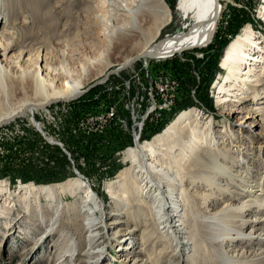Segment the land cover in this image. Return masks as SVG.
Here are the masks:
<instances>
[{
  "label": "rangeland",
  "instance_id": "374dc122",
  "mask_svg": "<svg viewBox=\"0 0 264 264\" xmlns=\"http://www.w3.org/2000/svg\"><path fill=\"white\" fill-rule=\"evenodd\" d=\"M12 1L13 8L17 5L19 20L11 19L10 26L5 28L1 37L6 43L12 44L13 42L14 50L11 54L19 55L21 52H27V56H30L29 63L33 66L37 63V56L45 55L46 65L51 70L48 79L54 81V85H57L55 77L60 74L65 79L71 78L76 81L81 87V92L87 90L92 84L98 83L76 98L67 102L58 100L47 106L46 109L16 118L8 123L9 126L5 125L6 128H4L5 126L0 127V130L3 128L5 132L12 130L16 135V141H23L16 143L14 139L6 135L9 139L6 141V149H14L16 144L20 145L19 152L7 155L5 151H1L4 147L1 143L3 134H0V184L7 192V194L0 193V264H80L84 259L77 255L82 253L84 246L80 245L75 237L71 240L73 245L67 242L69 231L66 229V224L62 223L59 227L57 223L55 227L58 226V229L51 227L50 219L56 215L54 211H51L53 208L50 206L51 203L47 202L53 201H45L33 194L29 196V199L23 201V190L29 185L60 184L68 179L78 177L88 184L89 188H93V193L97 194L100 200L108 201L105 192L106 186L116 179L118 172L128 169V163L124 162L123 158L124 152L135 146L130 141L129 132L125 137L122 135L120 140V132L118 135L114 131L117 129L116 124L120 118H122L121 121L130 120L131 111L128 107L133 102L140 104L141 110L145 111L151 109V104L154 101H160V95H156L157 89L154 87V82L145 78L143 73L142 75L138 73L139 67L140 70H147V63H142V61H151V58L138 59L117 73L105 76L124 58L135 55L147 45V41L166 20V17L160 12L139 16L141 21L139 31L129 29L126 16H117L112 13L116 4L115 0H43L42 9H34L32 6L31 8L30 0H28L29 3L25 0ZM160 2L169 10L171 23L162 28L159 36L153 39L157 44L166 42L171 35L180 29L183 30L186 27L188 29L191 24L190 19L185 20L176 10L178 0H160ZM221 7L222 12L208 47L183 50L171 55L166 61H153L151 67L153 74H162L168 70V74L174 78V81L170 83L176 92L174 107H172L171 113L153 108V117L160 118V120H154L151 116L146 121L143 135L137 138L138 143H147L163 132L179 113L195 108L199 110L201 116L197 122L210 125L211 134L206 130L205 133L210 134L208 140L212 143V149L213 142L220 141L224 146L220 148L227 158L242 161L235 167H230L227 160L219 159L218 163H224L223 165L230 169L227 171L223 169L221 177H215L214 186L203 185L201 189H197L199 190L197 192L208 193L209 197L206 200L200 196L187 197L188 204L191 210H194L193 214L198 219V223L203 219L206 211L222 210L227 202L225 199L229 191L234 190L237 185L241 187L240 189H244L247 181L254 182L255 186L263 188V194L258 191L256 197L257 201H263L262 208H264V125L263 122H260L264 120V109L261 114L251 118L247 124L238 126V123L250 114V108L257 101L254 96L258 90L255 88L257 91L249 96L245 104L238 105L233 110L226 104L225 106L216 105L217 84L221 82L223 76L219 63L227 45L246 27H251V24L255 25V27L252 25L251 28L257 37L260 35L264 37V0H221ZM113 25L120 31L111 36ZM224 39L227 42L221 53V42ZM34 56H36V60ZM200 57L203 58L198 59ZM218 58V67L213 74L211 68ZM130 69H133L134 73ZM116 74H119L118 78H116ZM103 78L105 79L103 80ZM7 84L4 91L0 89V103L6 96L9 107L5 108L2 104L1 113L32 97L27 87L23 90L18 86L17 80L10 79ZM110 88L115 89L114 95L108 90ZM50 90V88L47 90L48 93ZM151 91L155 92L153 100L149 99ZM147 102L149 105L145 108L144 103ZM261 102H264V99ZM114 103L115 105H113ZM101 104L106 106V115L100 119L102 122L97 123L96 127L90 126L91 130H84L83 135L81 129L89 127L88 120H81L79 116H76L77 112L90 110L95 106L92 111L86 112V114L97 117L103 113L98 108ZM110 106L118 109L114 118L109 111ZM259 106L264 108V103ZM30 118H34V124L40 128L28 127V131L21 132L14 128L29 123ZM55 120H60L59 124H51ZM131 123L133 124V116H131ZM131 123H129L130 127ZM250 123L251 126H247ZM137 124L138 126L140 124L138 120ZM224 125H227V131L221 133ZM11 127L13 128L11 129ZM194 129L201 131L200 127ZM59 130L61 134L58 133ZM155 131L158 132L154 134ZM56 134L62 135L61 140L65 141L63 144L66 149L61 144L55 146L57 139L49 138L50 141L47 142L40 140ZM231 134L236 139L230 146L228 144ZM31 137L33 140H29ZM166 148L164 154L170 159L179 160L183 169L182 173L189 174L195 171L197 166L190 162L196 156L194 152L188 156L186 154L176 156L177 149ZM62 149L66 155L63 154ZM183 158L186 159V162ZM230 173L232 178L228 177ZM234 173H238L240 176H233ZM46 181H52V183L46 184ZM184 187L194 189L189 181L184 183ZM247 189L250 188L247 187ZM237 191L239 194L231 201L232 206H240L239 203L242 201L253 200V197L246 198L244 196L250 193L238 189ZM12 195L15 196L12 197ZM36 198L38 202L35 200ZM56 199L58 201V198ZM73 201L74 198L69 196H64L60 200V205L65 206L66 214L57 219L70 221V215L73 213L70 205ZM252 210L256 213H253L250 219H264V215L258 214L261 212L260 209L253 208ZM234 215L235 219L232 215H225L222 220L226 231L221 234L225 239L221 248L217 247L215 238H209L208 233L211 229L209 225L202 223L199 228L195 225L200 235L198 241H204V246L195 254H188L189 260H196L199 257L200 264H264V224L262 225L264 222L258 225L260 226V231H257L260 234L259 241L251 243L245 238L249 229L241 226V223L246 221V217L242 218L237 213ZM108 220L109 218H106L104 222ZM261 230L262 233H260ZM49 231H55V234L49 235ZM204 232H207V235ZM161 244L163 246V243ZM113 246L114 249H109L104 255V259L99 260L101 262L99 264H124L121 263V257L116 255L118 253L116 245L113 244ZM159 246L160 244L148 250L153 264H165L166 262V258L160 257L156 252ZM232 246H238L240 251L236 250L233 254L229 253L228 255L222 253L223 250H229ZM138 249L139 247L135 251ZM69 255L72 257L71 260L67 258ZM135 257L136 254H133L131 260ZM126 264H130V262H126Z\"/></svg>",
  "mask_w": 264,
  "mask_h": 264
},
{
  "label": "bare ground",
  "instance_id": "6f19581e",
  "mask_svg": "<svg viewBox=\"0 0 264 264\" xmlns=\"http://www.w3.org/2000/svg\"><path fill=\"white\" fill-rule=\"evenodd\" d=\"M25 1L27 2L28 0ZM12 2V0H0V89L4 91L8 85L7 81L10 79L17 80L18 86L23 90L27 87L32 97L28 100L25 99L16 107H10L6 112H0V127L7 125L20 116L23 117L27 113L46 109L47 106L58 100L67 102L70 99L76 98L86 93L98 83L92 84L87 90L81 92V87L76 81L71 80V78L65 79L60 74V76L55 77L57 85H54V81L48 79V74H50L51 70L46 65L47 58L45 55L37 56V63L33 66L29 63L30 56H27V52H21L19 55L11 54L14 50L12 48L14 47L12 46L13 42L12 44L6 43L1 37L5 28L10 26L11 19H18L17 15L19 11L17 5L13 8ZM43 3V0H30L29 6H32L34 9H42ZM115 3L112 13L117 16H126L128 18L129 29L140 31L141 21L138 17L144 14L160 12L165 15L166 20L155 30L147 41V45L142 47L135 55L124 58L112 71H109L104 76L107 77L110 74L117 73L138 59L145 60L151 58V61H142V63H147V70H140L139 67L138 73L141 75L143 73L145 78L153 81L154 87L157 89L155 92L163 97H159L160 101H154L151 104V109L146 110L144 114L147 113V116H149L153 113V108L171 113L172 105L169 102L174 104L176 92L173 86H170V83L174 81V78L168 74V70H165L162 74H153L151 72L153 61H166L171 55L183 50L192 48L202 49L203 47L205 49L208 47L222 12L221 0H178L176 10L181 13L185 20L190 19L191 24L188 29L187 27L183 30L180 29V31L171 35L162 44H157L153 39L159 36L162 28L171 23V17L168 14L169 10L166 9L167 7L160 0H115ZM111 28H113L111 36L120 31L114 25ZM258 37L250 26L246 27L230 41L219 63L223 76L221 82L217 84V106H225L226 104V106H229L233 110L234 107L245 104L249 96L258 90L254 96V99L257 101L250 108V114L245 116L238 123V126L247 124L251 118L261 114L264 109L259 106L264 103L261 102L264 99V37L262 35ZM126 70L129 72L128 69ZM130 71L134 73L133 69H130ZM119 74H116V78L119 77ZM64 76H67V74H64ZM49 88L51 89L50 93L47 91ZM113 89H108L112 95L115 93V89ZM155 92L151 91L150 95L153 96ZM2 100L3 102L0 103V107L3 104L5 108H8L7 97L5 96ZM105 107L104 104L98 106L103 113L97 117L86 114V112L92 111L93 108L77 112L76 116H79L81 120H88L89 127L81 129L83 135L84 130H91L90 126L96 127L97 123L102 122L100 119L106 115ZM130 110L136 119V116L139 114L138 108L131 107ZM199 113V110L195 108L184 110L159 135L153 137L147 143L141 144L136 142L134 143V147L127 149L124 152L123 158L124 162L128 163V169L118 172L116 179L107 184L105 190L108 198L107 202L100 200V197L93 193V188H89L88 184L78 177L68 179L60 184L45 186H32L28 184L29 186L25 187L22 193L24 195L23 201H26L27 198L29 199V196L32 194L37 198H43L45 201H53L47 202L51 203L50 206H53L51 211H54L56 215L50 219L51 227L52 229H58V226L61 227L62 223L66 224V229L69 231L67 233V242L73 245L71 240L75 237L79 241V244L84 246L82 253L77 255L84 259L80 264L101 263L99 260L104 259L106 252L109 249H114L113 244L117 247L118 253L116 255L121 257V263L124 264L126 262H130V264H153V259L149 256L148 250L158 244L160 246L156 249V252L160 257L166 258L165 264H200L199 257L196 260H189L188 257V254H195L197 250L202 249V246H204V241H198L200 235L195 225L197 228L202 223L209 225V228H211L208 233L209 238H215L217 247L221 248L225 240L221 234L226 231L222 220H224L225 215H232L235 219V213L242 216V218L246 217V221L241 223V226L249 229L245 237L248 239L247 241L251 243L253 241L257 242L260 237V234L257 233V231H260V226L258 225L264 222V219H250V217L253 213H256L253 212V208L260 209L261 212L258 213L260 215H264V208H262L263 201H257L256 197V192L260 191L262 193L263 188L255 186L254 182L247 181L246 186L243 184L245 186L244 189H240L239 185L235 186L234 190L229 191L225 199L227 202L224 208L216 212L206 211L203 219L199 220L200 223H198V219L193 214L194 210H191L188 204L187 197L189 196L193 198L200 196L206 200L209 194L197 192L199 191L197 189H201L203 185L207 187L214 186L215 177H221L223 169L227 171L230 167H235L237 163L242 162L227 158L223 154L222 148H220L223 146V143L220 141L213 142L214 147L212 149V143L208 140V136L211 134L210 125L208 123L197 122V119L201 117ZM139 116L141 115L139 114ZM59 122L60 120H55L51 124H59ZM260 122H263L264 125V120ZM247 126L250 127L251 123ZM28 127L40 128V126L34 124V118H30L29 123L14 128L18 129V132H21L28 131ZM116 127L117 129H114V131L117 134L120 132L119 138L121 140V136L125 137L126 128L129 129V127L127 123L125 125L120 122L116 124ZM199 127L201 131L194 129ZM223 127L221 133L227 131V125ZM134 128L136 130L131 132L133 135L139 132L138 128L135 126ZM205 130L210 134L205 133ZM58 133L61 134L60 130ZM0 134H3V141L1 143L4 147L1 151H5L7 155L19 152V144H16L14 149H6V141H9L6 135H9L16 143L23 142L16 141V135L12 130L5 132L2 128ZM59 134L49 135L47 139L40 140H46L47 142L50 141L49 138L57 139L55 146L61 144L65 148L63 144L65 141L61 140L62 135ZM140 135L136 137L138 138ZM132 139L133 136L130 134V141ZM234 139H236L234 135H229L228 145L231 146ZM29 140H33L32 137ZM131 143L133 142L131 141ZM166 147L170 150L177 149L176 156H183L184 154L188 156L194 152L196 156L190 162L197 166L195 171L189 174L182 173L183 169L179 160H173L172 158L171 160L164 154L167 149ZM219 159L227 160L230 167L227 168V166L223 165L224 163H218ZM183 160L186 162L185 158ZM233 176L238 177L240 175L234 173ZM228 177L232 178L231 173ZM186 181H189L194 189L185 188L184 183ZM247 187L250 189L246 190ZM237 189L245 191L248 194L250 193L244 196L246 198L253 197V200L242 201L239 203L241 204L240 206H232L231 201L239 194ZM1 192L7 194L0 184ZM20 192L19 194H21ZM14 196L12 195V197ZM64 196L74 198V201L70 205L73 213L70 215V221L67 222L57 219L66 214L65 206L60 205V200ZM37 198L35 200L38 202ZM56 198H58V201ZM25 213L28 214V212ZM106 218H109V220L104 222ZM57 223L58 226L55 227ZM54 232L49 231L48 233L52 235L55 234ZM204 233L207 235V232ZM260 233H262V230ZM161 243H163V246H161ZM137 247L139 249L135 251ZM236 250L240 251V248L232 246L229 250H223L222 253L224 255L233 254ZM133 254H136V257L131 260ZM67 258L71 260L72 257L69 255Z\"/></svg>",
  "mask_w": 264,
  "mask_h": 264
},
{
  "label": "built area",
  "instance_id": "2783aa9c",
  "mask_svg": "<svg viewBox=\"0 0 264 264\" xmlns=\"http://www.w3.org/2000/svg\"><path fill=\"white\" fill-rule=\"evenodd\" d=\"M156 95H158L157 93H156ZM161 97H163L162 95H160ZM149 99H151V100H153V96H149ZM171 105H172V107H174L173 106V103L172 102H169ZM145 104V108L147 107V105H149V103L147 102V103H144ZM144 106V105H143ZM131 107H137L138 108V113L141 115V116H139V114L136 116V119L133 117V124L131 123V116H133L132 115V111H131V115H130V120H125V121H121V119L122 118H120V123H124L125 125H126V123H127V125H128V127H129V129H127L126 128V133L127 132H129V135L131 134L132 136H133V139L131 140L133 143H136L137 141H136V139H137V135H140L141 133H143L144 131H145V129H146V126H145V124H146V121H148L149 120V118L152 116L153 117V113H151L149 116H147V113H145L144 114V112L146 111H144V110H141V105L140 104H138L137 102H133L132 104H130L129 105V109L131 108ZM108 109V108H107ZM109 111L112 113L111 114V116L114 118L115 117V115L118 113V109H115V108H113L112 106H110L109 107ZM122 111V110H121ZM142 116H144V117H142ZM139 117V118H138ZM118 118V117H117ZM154 118V117H153ZM112 119V118H111ZM136 120V121H135ZM137 120H138V122L141 124H139V126H138V124H137ZM152 120V119H151ZM154 120H158V118H154ZM111 121H113V119L111 120ZM129 123H131L132 125H131V127H130V124ZM134 126L136 127V128H138L139 129V132L138 133H136L135 135H133L131 132L133 131H135L136 129L134 128ZM143 135V134H142ZM63 150V149H62ZM63 154H65L66 155V153L64 152V150H63Z\"/></svg>",
  "mask_w": 264,
  "mask_h": 264
},
{
  "label": "trees",
  "instance_id": "16d2710c",
  "mask_svg": "<svg viewBox=\"0 0 264 264\" xmlns=\"http://www.w3.org/2000/svg\"><path fill=\"white\" fill-rule=\"evenodd\" d=\"M252 25H253V27H255L254 24H251V27H252ZM226 42H227L226 39H224V40L221 42V49H220V52H221V53H222V49H223L224 45L226 44ZM221 53H219V56H221ZM218 63H219V58L217 59V61H215V62L213 63V66H212V68H211V73L213 72V74H214L216 68L218 67ZM208 83H209V80H208ZM208 83L205 82V84H208ZM158 131H159V130H158ZM158 131H155L154 134H156ZM35 181H36V180H35ZM61 182H62V181H61ZM48 183H52V181H46V184H48Z\"/></svg>",
  "mask_w": 264,
  "mask_h": 264
}]
</instances>
